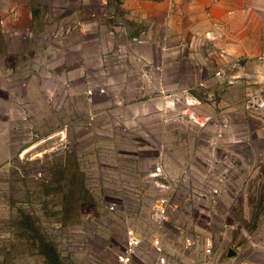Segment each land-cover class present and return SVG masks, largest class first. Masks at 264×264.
<instances>
[{"label": "rangeland", "instance_id": "obj_1", "mask_svg": "<svg viewBox=\"0 0 264 264\" xmlns=\"http://www.w3.org/2000/svg\"><path fill=\"white\" fill-rule=\"evenodd\" d=\"M126 1L0 0V264H264V0L176 60Z\"/></svg>", "mask_w": 264, "mask_h": 264}, {"label": "crops", "instance_id": "obj_2", "mask_svg": "<svg viewBox=\"0 0 264 264\" xmlns=\"http://www.w3.org/2000/svg\"><path fill=\"white\" fill-rule=\"evenodd\" d=\"M229 5L230 0L126 1L125 11L129 12L130 20L135 18L136 25L129 35L136 36L138 30L146 31V52L148 46H151L159 56L158 58L176 60L179 57L178 54L187 53L193 47L203 50L200 44L194 42V38L202 36L211 29L215 30L214 25L225 17L229 11ZM113 29L115 31V27ZM219 30L221 37L210 43L209 47L217 50L220 57L226 61L228 53L232 51V44L228 41L226 27L220 24ZM175 73L177 76L178 72ZM166 78H164L165 83L175 88L178 82L177 77L174 76L170 82Z\"/></svg>", "mask_w": 264, "mask_h": 264}, {"label": "built area", "instance_id": "obj_3", "mask_svg": "<svg viewBox=\"0 0 264 264\" xmlns=\"http://www.w3.org/2000/svg\"><path fill=\"white\" fill-rule=\"evenodd\" d=\"M155 173L161 175L162 171L160 168H156ZM171 207L169 200L166 197L159 198L152 210V219L157 225H162L167 219V215ZM141 244V240L133 235H129L127 238L124 251L117 257L116 264H130L132 259L136 256V251ZM152 247L157 252L161 251L160 244L157 240L152 242ZM209 252V250H208Z\"/></svg>", "mask_w": 264, "mask_h": 264}, {"label": "water", "instance_id": "obj_4", "mask_svg": "<svg viewBox=\"0 0 264 264\" xmlns=\"http://www.w3.org/2000/svg\"><path fill=\"white\" fill-rule=\"evenodd\" d=\"M119 30V28L118 27H115V31H118Z\"/></svg>", "mask_w": 264, "mask_h": 264}]
</instances>
